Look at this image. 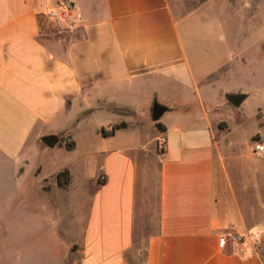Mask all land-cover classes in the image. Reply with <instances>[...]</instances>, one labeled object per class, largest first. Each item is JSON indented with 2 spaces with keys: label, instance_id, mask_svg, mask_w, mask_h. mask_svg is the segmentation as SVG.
Returning a JSON list of instances; mask_svg holds the SVG:
<instances>
[{
  "label": "crops",
  "instance_id": "0c3cea01",
  "mask_svg": "<svg viewBox=\"0 0 264 264\" xmlns=\"http://www.w3.org/2000/svg\"><path fill=\"white\" fill-rule=\"evenodd\" d=\"M61 1L0 0V173L8 170L10 183L21 187L35 171L37 188L59 196L83 189L76 185L77 165L94 158L81 234L62 243L61 264H129L140 208L156 220L144 264H264L243 234L240 249L218 242L230 225L214 196L226 171L228 125L205 99L212 74L236 55V46L214 67L194 69L168 0H68L75 4L73 20L55 37L42 33V17L52 23L46 11ZM154 104L163 108L157 119ZM73 108L79 110L69 121L74 129L68 123L51 129ZM121 122L126 125L113 135L101 134ZM143 127L150 131L145 141ZM44 137L55 143L38 146ZM65 141L74 146L67 149ZM55 147L77 160L44 174L39 160ZM64 169L65 187L56 181ZM19 257L14 252L11 261Z\"/></svg>",
  "mask_w": 264,
  "mask_h": 264
},
{
  "label": "rangeland",
  "instance_id": "374dc122",
  "mask_svg": "<svg viewBox=\"0 0 264 264\" xmlns=\"http://www.w3.org/2000/svg\"><path fill=\"white\" fill-rule=\"evenodd\" d=\"M168 2L182 26L194 69L214 67L227 57L229 47L236 46V55L231 60L225 59L212 74L211 97L205 99L206 106L228 125L222 139L226 171L215 183L214 196L230 223L225 231L243 234L264 261V151L259 154L254 147L258 142L264 145V0ZM57 29L42 17V33L55 37ZM229 92L245 96L239 106L227 101ZM78 113L77 108L64 112L53 121L51 129L59 130L68 124L74 129L69 121ZM131 132L133 129L125 134L131 136ZM145 133L149 135L150 131L143 127L139 138L144 140ZM80 141L81 150L85 144ZM44 144L40 142L38 146L46 148ZM147 145L152 147L153 143ZM157 150L161 151L158 147ZM74 160H77L74 153L55 147L39 161L44 162L46 174ZM85 162L87 166L77 165L76 185H83V189L72 188L59 196L37 188L35 171L28 174L21 187L10 183L8 170L0 173V264H61L62 243L78 240L84 223L88 192L85 179L92 172L94 158L88 157ZM151 173L156 175L155 164ZM26 198L31 205H27ZM43 201V207L36 206ZM46 226L54 230L52 235L44 233ZM155 229V213L138 209L129 264H144L146 239ZM14 252L20 257L13 263Z\"/></svg>",
  "mask_w": 264,
  "mask_h": 264
},
{
  "label": "built area",
  "instance_id": "2783aa9c",
  "mask_svg": "<svg viewBox=\"0 0 264 264\" xmlns=\"http://www.w3.org/2000/svg\"><path fill=\"white\" fill-rule=\"evenodd\" d=\"M46 15L52 21L55 27L60 28L64 21L73 20L75 16V4L68 0L61 1L54 8L48 9L46 11ZM157 147L159 150H163V142L158 141ZM254 147L259 154L264 151V145L259 142L256 143ZM218 242L222 248L229 246L236 250L241 248L244 238L238 233L225 231L219 236Z\"/></svg>",
  "mask_w": 264,
  "mask_h": 264
},
{
  "label": "trees",
  "instance_id": "16d2710c",
  "mask_svg": "<svg viewBox=\"0 0 264 264\" xmlns=\"http://www.w3.org/2000/svg\"><path fill=\"white\" fill-rule=\"evenodd\" d=\"M126 124L124 122H121L119 124H113L110 126V128L108 130H105L104 128L101 129V134L104 135V136H108V135H113L114 132L121 128V127H124ZM158 127H160V124H156ZM57 139L59 140V143H61L63 141V138L60 135L56 136ZM55 139V138H54ZM57 140V141H58ZM64 145L67 149H71L73 146H74V141H65L64 142ZM56 181H57V184L59 186H66L69 182V173H68V170L67 169H64L60 172L57 173V176H56Z\"/></svg>",
  "mask_w": 264,
  "mask_h": 264
},
{
  "label": "water",
  "instance_id": "95a60500",
  "mask_svg": "<svg viewBox=\"0 0 264 264\" xmlns=\"http://www.w3.org/2000/svg\"><path fill=\"white\" fill-rule=\"evenodd\" d=\"M244 98L245 96L241 93H231L226 95L227 101L234 106H239ZM162 112L163 108L154 104L152 107V118L157 119ZM42 140L49 146H52L55 143V139L53 137H44Z\"/></svg>",
  "mask_w": 264,
  "mask_h": 264
}]
</instances>
